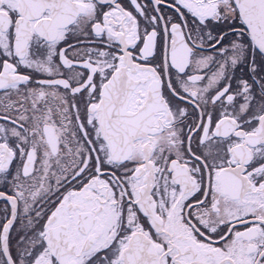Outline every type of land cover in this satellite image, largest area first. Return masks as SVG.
Returning a JSON list of instances; mask_svg holds the SVG:
<instances>
[{"label":"snow or ice","instance_id":"1","mask_svg":"<svg viewBox=\"0 0 264 264\" xmlns=\"http://www.w3.org/2000/svg\"><path fill=\"white\" fill-rule=\"evenodd\" d=\"M0 264H264V0H0Z\"/></svg>","mask_w":264,"mask_h":264}]
</instances>
